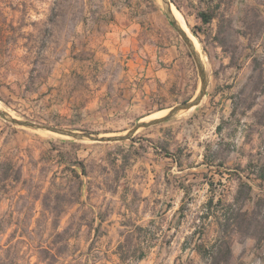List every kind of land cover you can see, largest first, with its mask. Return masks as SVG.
Here are the masks:
<instances>
[{"label": "rangeland", "instance_id": "obj_1", "mask_svg": "<svg viewBox=\"0 0 264 264\" xmlns=\"http://www.w3.org/2000/svg\"><path fill=\"white\" fill-rule=\"evenodd\" d=\"M186 1L187 17L173 3L205 57L210 81L203 104L112 142L72 140L0 115V162L23 167L19 179L0 168V264H213L204 249L216 242L223 206L235 201L244 179L230 171L264 160V97L257 88L264 75V0H220L217 35L224 49L215 43L214 26L197 17L204 0ZM103 3L97 1V12ZM134 4L135 29L108 35L110 20L118 19L86 15L85 0H0V107L17 118L119 134L194 98L199 70L162 0ZM129 41L155 45L159 55L172 48L180 59L168 61L166 80L134 74L127 58L136 49H126ZM233 94L238 116H247L243 106L258 103L251 111L257 123L239 133L238 117L225 120L217 140L215 103L224 101L226 116ZM201 132L208 133V146L223 141L216 153L227 162L217 172L198 165L205 150L190 141ZM152 145L183 148V168L154 157L158 175L148 185L145 157H153L147 154ZM74 157L87 166L83 202L78 184L67 179ZM257 195L263 192L255 187ZM229 239L230 260L220 264H264V238L235 231Z\"/></svg>", "mask_w": 264, "mask_h": 264}, {"label": "crops", "instance_id": "obj_2", "mask_svg": "<svg viewBox=\"0 0 264 264\" xmlns=\"http://www.w3.org/2000/svg\"><path fill=\"white\" fill-rule=\"evenodd\" d=\"M87 5H86V15H98L101 12L102 16H113L116 17L118 19V21H116L115 19L110 20L109 22V27H107V31H109L107 34H111V35H120V34H125L128 33L130 31H133L135 29V27L137 26L136 23V16L134 15L135 13V4H134V0H85ZM98 2H104L103 4H105L103 6V8L100 7V11L97 12V7H98ZM210 1V2H209ZM177 7L182 11V13L184 14L185 17H187V12L185 11L186 9V5L185 2H187L186 0H174L173 1ZM202 7L198 8V13L199 15H197V17H201V12H208L213 14V18L211 21L209 22H204L203 23L206 26H214V35H216L215 38V43L221 47V48H225V42H224V38L220 37V35L218 36L217 34L221 33L222 31V26L220 24V22H217V18L218 16L221 15V13H219V10L221 8V2L220 0H204L201 2ZM103 10V11H102ZM197 14V12H196ZM202 18V17H201ZM187 19V18H186ZM200 19V18H198ZM203 19V18H202ZM188 21V20H187ZM98 24L96 23L94 26L96 27ZM90 26V25H89ZM94 27V28H95ZM195 28V27H194ZM205 28V27H204ZM96 29V28H95ZM203 29V27H202ZM198 33L200 30H197ZM201 42L205 43V41H203L201 39ZM129 45H126V49H136L135 53L133 54L132 57L127 58L129 59V65L135 69V71L133 72L134 74H139V75H145V76H153V78H158L159 80H166L167 79V71H168V61L172 62L174 59H180L179 58V54L172 48L167 49V51L163 54V55H159V51H158V47L155 45H151L148 43H144L143 41H129L128 43ZM156 62H159V65L156 66ZM168 63V64H167ZM137 67L140 68V70H142L140 73H138ZM259 94H261L263 97L264 95L262 93L259 92ZM262 98V97H260ZM230 103L228 104L230 107L229 113L228 115H224L223 114V110L222 107L224 106V101L221 100L219 102H213L219 105L218 107H216V111H215V116H214V125L211 126V132L212 134L215 136V138L218 140V135H222L223 132V123L225 122V120H231L234 117H238L237 118V128H238V132H241L242 127L244 126L246 128H250L254 125H256V121L254 120V116H252L251 111L253 109H255V106L258 104L256 103V101H253L252 103H250L247 106H243V111L240 112L243 115H247V116H238L239 114V106H237V101H238V95L233 94L230 96ZM204 102V101H202ZM255 102V103H254ZM203 104V103H201ZM219 109V112H218ZM219 114V116H218ZM246 123V124H244ZM220 127V128H219ZM200 131V129H198ZM199 138L198 136L195 137V140L192 139L190 141V143L192 144L193 142L196 143V145L201 144L202 146V150H205L208 148V139L207 137L209 136L208 133L206 132H201L199 134ZM251 136V134H250ZM205 139V141H203V139ZM205 142V143H202ZM223 141H217L216 145H220ZM234 142V141H233ZM216 145L214 147H216ZM152 151L147 153L150 156H153L151 158H146L147 162L145 163V165L147 167H149V172L151 173L149 177L150 178V182L147 183L148 185H153V181L155 180L156 176L158 175V170H157V165L155 163L154 157H156V161H158L159 156H165V158L167 159H172L175 161V163L183 168L182 166V160H181V153L183 152V148H179L175 151H173L172 149H168L165 146L164 147H160L159 145H152ZM164 149L171 151L172 153L175 154H171V155H167L164 152ZM201 152L198 153V155H200V158H202V162L199 163V166H205L207 168V170L209 172H212V170H215L217 172V170L219 169V167L216 166H209L206 162V155L207 152ZM264 163V160L260 159V160H251L249 161L245 166L239 165L241 166V169H235L230 171L233 172L231 174H240L242 175V177L244 178L243 174H248L249 178L248 181L250 182V184L253 187V191L252 194L254 195V191H255V187H258L260 190H262V192H264V179L259 178L256 176L255 173H252L255 165H262ZM192 167L194 166H189V168L186 169H181L180 172L182 171H187V170H191L193 169ZM221 168V167H220ZM237 170V171H236ZM243 171V172H238V171ZM248 171V172H247ZM170 173H167V175L169 176ZM175 175V173L173 174ZM195 175V174H192ZM204 175H207V172L204 173ZM184 179H186L184 177ZM187 180H190V178H188ZM183 185L185 186V184L183 183Z\"/></svg>", "mask_w": 264, "mask_h": 264}, {"label": "trees", "instance_id": "obj_3", "mask_svg": "<svg viewBox=\"0 0 264 264\" xmlns=\"http://www.w3.org/2000/svg\"><path fill=\"white\" fill-rule=\"evenodd\" d=\"M201 17L204 22H209L212 20L213 14L201 12ZM192 30L198 34V31L194 27H192ZM247 33L248 32L245 34ZM254 59L259 58L255 56ZM257 84V88L259 89L258 91L264 95V75H260V78L257 80ZM237 106H240L239 101H237ZM208 150L209 152H207L205 162L209 166L225 167L227 160L218 157L216 147L209 145ZM164 152L167 155L175 154L166 149H164ZM0 168L1 170H6L8 173L9 171L14 170L17 179L22 176L23 167L21 165H17V163L13 160H10L8 163H5L4 161L0 162ZM78 168H80V171ZM66 169L69 172L67 179L78 184V198L80 202H83L81 200L83 195L82 175L87 174V166L85 162L79 157H74V159H71L68 162ZM252 173H255L257 177L264 179V163L262 165L256 164ZM243 176L244 179L240 183L235 201L223 206L224 210L222 212V217L218 218L220 235L215 243L204 249V252L208 254V256H211L213 264H220L221 260L225 263L229 262L231 257V243L229 238L231 237L232 232L236 231L245 233L252 237H257L259 241L264 238V192L263 195H257L256 198L252 194L253 187L248 181L249 175L245 173ZM249 200L255 201L254 206L251 209L249 207L246 208L245 205ZM121 247L122 244L119 248ZM121 257L123 259L125 258L124 256Z\"/></svg>", "mask_w": 264, "mask_h": 264}, {"label": "water", "instance_id": "obj_4", "mask_svg": "<svg viewBox=\"0 0 264 264\" xmlns=\"http://www.w3.org/2000/svg\"><path fill=\"white\" fill-rule=\"evenodd\" d=\"M172 2L173 0H162V7L164 11L166 12V14L168 15L175 29L179 32L181 37L184 39V41L188 45L190 52L192 56L194 57L198 70H199L200 81H201L200 90L194 98L172 106L169 109V111L161 117L142 118L138 120L131 128L127 129L124 133H119V134H104V133H99L97 131L72 129L68 127L41 123V122L33 121L30 119L17 118L13 116L12 114H10L6 109L2 107H0V115L17 126L26 127V128H30L33 130L46 132L49 134H57L59 136H64L72 140L112 142V141H123V140L129 139L138 130L142 128L150 127L152 125L165 122L185 111L191 110L195 108L196 106H199L207 94L208 85L210 81L209 79L210 75L207 70L205 59L201 56L200 52L195 47V44L187 36L183 28L178 24L177 20L173 16L172 9H171Z\"/></svg>", "mask_w": 264, "mask_h": 264}, {"label": "bare ground", "instance_id": "obj_5", "mask_svg": "<svg viewBox=\"0 0 264 264\" xmlns=\"http://www.w3.org/2000/svg\"><path fill=\"white\" fill-rule=\"evenodd\" d=\"M165 6V5H164ZM171 9H172V14H173V16L175 17V19L177 20V22H178V24L183 28V30L185 31V33L187 34V36L188 37H190V31H189V29H188V26H186L187 27V29L185 28V26L183 25V24H185L186 22H185V18H184V16H183V14L176 8V6L174 5V3L172 2L171 3ZM187 21V20H186ZM191 39V38H190ZM192 40V39H191ZM194 42V41H193ZM196 47V46H195ZM197 48V47H196ZM198 50V49H197ZM199 51V50H198ZM201 54V53H200ZM201 56L203 57V58H205L204 57V55L203 54H201ZM160 112H157L156 113V116L155 117H159L160 115Z\"/></svg>", "mask_w": 264, "mask_h": 264}]
</instances>
